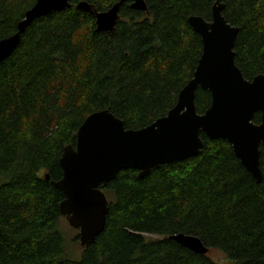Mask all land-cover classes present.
Here are the masks:
<instances>
[{
  "label": "trees",
  "instance_id": "1",
  "mask_svg": "<svg viewBox=\"0 0 264 264\" xmlns=\"http://www.w3.org/2000/svg\"><path fill=\"white\" fill-rule=\"evenodd\" d=\"M37 0H0V40L17 32ZM119 0H69L72 7L35 20L14 52L0 61V264H264V146L258 182L225 140L201 135L195 158L142 178L121 171L108 186L109 213L81 257L66 255L65 200L55 186L60 161L85 120L110 111L139 130L166 117L193 79L203 53L189 17L212 21L217 0H145L147 11L120 8L111 34L78 10L86 2L107 11ZM223 17L239 29L235 62L246 80L264 75V0H221ZM196 106H211L198 89ZM261 114L253 118L262 122ZM197 237L210 250L195 253L171 239ZM157 236L150 239L147 236ZM80 244L79 233L74 237Z\"/></svg>",
  "mask_w": 264,
  "mask_h": 264
},
{
  "label": "water",
  "instance_id": "2",
  "mask_svg": "<svg viewBox=\"0 0 264 264\" xmlns=\"http://www.w3.org/2000/svg\"><path fill=\"white\" fill-rule=\"evenodd\" d=\"M126 2L135 10L147 11L145 0H119L107 11L81 2L76 9L95 16L97 31L111 34ZM71 7L69 0H37L17 24V32L0 40V61L11 56L35 20ZM212 11V21L189 17L192 30L202 38L203 53L193 79L178 94L176 106L166 117L143 129L127 130L110 111H99L81 124L76 146L65 148L59 164L63 179L55 186L65 196L60 216L78 231L81 247L95 243L106 228L109 201L101 187L124 170H136L145 178L165 164L197 157L204 148L202 134L210 140L227 141L257 183L262 181L259 155L264 146V75L246 80L235 62L234 41L239 29L223 17L221 0L214 2ZM199 88L212 96L204 114L195 108ZM257 113L262 116L260 124L253 122ZM171 239L195 253H210L197 237L177 234Z\"/></svg>",
  "mask_w": 264,
  "mask_h": 264
},
{
  "label": "rangeland",
  "instance_id": "3",
  "mask_svg": "<svg viewBox=\"0 0 264 264\" xmlns=\"http://www.w3.org/2000/svg\"><path fill=\"white\" fill-rule=\"evenodd\" d=\"M62 228L66 239H65V249H66V255H68L70 258L74 260H78L81 257V251L82 247L81 244H75L74 237L78 233L75 229H72L67 221L66 218L61 223ZM147 238L150 239H159L157 236H147ZM211 257L213 258V261L218 262L219 264H234L232 261H229L228 257L221 251H212L210 253Z\"/></svg>",
  "mask_w": 264,
  "mask_h": 264
}]
</instances>
